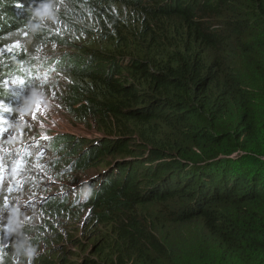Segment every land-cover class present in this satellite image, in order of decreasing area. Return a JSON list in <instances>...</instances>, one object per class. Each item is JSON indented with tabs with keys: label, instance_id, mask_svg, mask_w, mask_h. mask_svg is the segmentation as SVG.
<instances>
[{
	"label": "trees",
	"instance_id": "trees-1",
	"mask_svg": "<svg viewBox=\"0 0 264 264\" xmlns=\"http://www.w3.org/2000/svg\"><path fill=\"white\" fill-rule=\"evenodd\" d=\"M48 3L58 34L102 40L81 47L34 27ZM28 30L31 56L75 47L45 69L68 72V112L102 133L83 149L64 135L52 151L81 150L74 168L104 166L79 206L102 228L95 260L75 251L38 264H264V0H0V101L10 108L18 99L5 81L30 87L35 74L13 50ZM42 209L70 213L58 201ZM14 244L0 264H14Z\"/></svg>",
	"mask_w": 264,
	"mask_h": 264
},
{
	"label": "rangeland",
	"instance_id": "rangeland-1",
	"mask_svg": "<svg viewBox=\"0 0 264 264\" xmlns=\"http://www.w3.org/2000/svg\"><path fill=\"white\" fill-rule=\"evenodd\" d=\"M53 11L54 5L36 20L37 25L42 24L44 29L46 26L51 29V35H60L81 47L93 46L102 40L98 36H90L74 41L67 39V35L58 34L57 29L61 25H56L48 18L53 17ZM127 12L123 11L119 15L122 21L128 17ZM32 34L33 30L24 33L19 41L13 43V50L24 51L29 55V51L36 46ZM72 49L75 47L51 45L47 49L50 52L40 49L35 55H29L34 61L30 69L35 71L34 76L29 77L32 79L31 86L20 87L6 80L3 88L17 96L18 104L10 108L4 100L0 101V249L11 240L13 243L26 241L33 246L29 240L35 238L37 246L33 247L36 248L37 256L32 264H38V260L44 257H56L61 253H65V257L75 251L79 258L95 260L97 256L91 254L90 249L96 245L102 233V228L91 221V211L81 212L74 207L83 201L84 192L93 189L92 185L100 174L99 169L102 170L104 166L75 169L71 165L75 161L74 154L81 150L72 152L67 145V149L61 147L52 151L53 144L49 142L52 140L56 143L62 136L70 135V144L77 143V147L83 149L90 146L89 142L94 137L102 134L96 119L77 117L68 112L65 106L66 86L72 84L68 72H58L53 67L48 73L45 69V62L57 57L62 51L74 52ZM48 144L51 151L47 149ZM39 152L40 156H37ZM21 156L26 158L21 161ZM51 201L64 204L70 213L63 212L64 215L52 218L42 209ZM48 223L49 227L46 226ZM78 242H83V247L79 248ZM78 257L71 259V262H77ZM13 259L14 264H27L24 257Z\"/></svg>",
	"mask_w": 264,
	"mask_h": 264
},
{
	"label": "clouds",
	"instance_id": "clouds-1",
	"mask_svg": "<svg viewBox=\"0 0 264 264\" xmlns=\"http://www.w3.org/2000/svg\"><path fill=\"white\" fill-rule=\"evenodd\" d=\"M52 5L51 3L48 4H43L38 6L35 10H34V15L36 16H41L42 12L44 9L50 8ZM49 19H53V17H48ZM34 27H39V25H36ZM58 55V54H57ZM99 136V135H98ZM98 136L94 137L92 140H94L95 138H97ZM52 142V140H50V143ZM72 167L74 168L73 163L71 164ZM79 167V166H77ZM80 168V167H79ZM76 169V168H75ZM99 176L96 178V180H99V178L102 176L103 171L99 170ZM94 181L93 183V189H90L87 192H84V199L83 201H81L79 203V206H82L83 204H85L92 196L94 189L96 188V184L97 181ZM79 206H75L74 208H79ZM80 209V208H79ZM14 248H15V254L17 257H24L27 260V264H32L33 259L37 256V252H36V248L31 246L30 244H28L26 241H18L17 243L14 244ZM18 264V262H17Z\"/></svg>",
	"mask_w": 264,
	"mask_h": 264
},
{
	"label": "bare ground",
	"instance_id": "bare-ground-1",
	"mask_svg": "<svg viewBox=\"0 0 264 264\" xmlns=\"http://www.w3.org/2000/svg\"><path fill=\"white\" fill-rule=\"evenodd\" d=\"M20 160L22 161V160H24V159L21 158ZM17 167H18V165L16 166V168H17Z\"/></svg>",
	"mask_w": 264,
	"mask_h": 264
}]
</instances>
